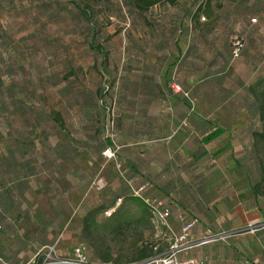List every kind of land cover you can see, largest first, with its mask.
<instances>
[{"label":"rangeland","instance_id":"374dc122","mask_svg":"<svg viewBox=\"0 0 264 264\" xmlns=\"http://www.w3.org/2000/svg\"><path fill=\"white\" fill-rule=\"evenodd\" d=\"M136 2L0 0L1 256L18 251L25 260L57 264L82 244L98 264L94 243L122 263L134 260L154 227L147 229L148 215L130 200L129 184L151 182L125 164L121 144L137 147L131 135L158 129V120L178 108L173 97L182 95L189 103L184 114L244 116L248 132L230 137L231 151L214 152L227 141L221 139L199 162L230 165L264 219V140L254 135L263 124L254 101H230L232 91L220 83L238 74L249 82L256 71L250 61L264 56V0H157L145 9ZM234 37L244 46L232 60ZM196 56L207 81L199 97L176 71ZM259 64L257 74L264 73V60ZM107 139L124 177L102 154ZM98 207H106L101 225L84 239L83 217ZM261 233L244 240L256 252L264 248Z\"/></svg>","mask_w":264,"mask_h":264},{"label":"crops","instance_id":"0c3cea01","mask_svg":"<svg viewBox=\"0 0 264 264\" xmlns=\"http://www.w3.org/2000/svg\"><path fill=\"white\" fill-rule=\"evenodd\" d=\"M257 47L259 49V45ZM181 55L183 57L180 52L178 56ZM257 56L259 57H253L258 59L257 62L250 61L255 62L256 71L252 72L249 82H245L243 76L238 74L236 81L226 86L221 78L222 87L232 91L233 98L230 97V101H254L249 96L247 87L256 77L264 75L257 74V65L262 63L264 56L259 52ZM197 59L196 56L194 62H186L184 67L181 66L176 71L178 70L182 87L192 90L199 97L206 80L203 62ZM177 97H173L171 101H178V108L158 120V129L148 125L145 132L137 131L131 135L133 144L136 139L137 147L125 149L123 147L127 144H121L123 161L137 173H147L145 177L153 185L152 194L171 206L170 222L175 231H179L181 227L179 215H184L185 218H198V223L191 232L195 239L201 237L206 229L213 232H234L218 244L194 247L182 254L183 257L202 259L203 264H264V248L260 252L254 251L244 241L249 238L250 233L239 231L247 224L262 221L263 218V212L251 200V190L247 187L249 184H242V180L231 177L227 169L231 166L226 163L204 165L202 161L199 162L204 154H209L219 145L221 139L227 138V141L214 152L231 151L230 143L233 141L230 142V137L232 139L248 132V126L243 125L244 116L229 115L220 118L196 113L184 114L182 110L183 107H188V100L182 96ZM185 155L192 157L191 165L188 164L189 161L184 163ZM249 254L252 256L248 260L244 255ZM0 264L37 263L33 259L21 258L17 251V255L13 252L9 253V257L0 255Z\"/></svg>","mask_w":264,"mask_h":264},{"label":"built area","instance_id":"2783aa9c","mask_svg":"<svg viewBox=\"0 0 264 264\" xmlns=\"http://www.w3.org/2000/svg\"><path fill=\"white\" fill-rule=\"evenodd\" d=\"M201 19H204V17ZM251 20L255 21V19ZM243 46V39L241 37H234L231 45L232 58L239 56ZM171 86L174 92H181L186 96V93L182 91L180 85L173 83ZM102 154L107 160L115 162L119 175L124 177V171L121 167L122 164L118 161L117 157V148L108 147L103 150ZM129 186L132 194L140 197L147 205L151 222L154 226V238L156 242L153 245V250L157 251V253L142 261L123 264H203L202 259L196 257L185 258L182 254L200 245L224 241L234 234L233 231L213 232L210 229H206L201 237L195 239L192 237L191 232L193 227L197 225L198 218H185L182 215L178 217V220L181 223L180 230L175 231L169 221L170 210L168 204L155 195L150 196L145 194V192L151 188V183L143 182L137 187L132 184H129ZM262 229H264V220L257 223H249L245 227L239 229V231L255 233ZM56 263L94 264L87 257L86 247L82 244L74 249L73 257L59 259Z\"/></svg>","mask_w":264,"mask_h":264},{"label":"trees","instance_id":"16d2710c","mask_svg":"<svg viewBox=\"0 0 264 264\" xmlns=\"http://www.w3.org/2000/svg\"><path fill=\"white\" fill-rule=\"evenodd\" d=\"M136 1H137L136 5L140 9L148 8L149 6L154 5L157 2V0H136ZM171 1L173 2L174 0H171ZM97 50H99V49H97ZM229 53L231 56V48L229 50ZM231 58H232V56H231ZM247 92H248L249 96L251 98H253L256 116L258 117V120H260V122L263 124V131L262 130L261 131H255L254 135L258 136L264 140V75H260V76L256 77L247 87ZM106 143L109 145H106L104 147L105 149L108 147L115 148V146H113L114 144H111L110 139L109 140L107 139ZM119 162L121 163V161H119ZM114 166H115V164H114ZM115 169H116V166H115ZM122 169L125 170L123 168V165H122ZM151 188H153L152 183H151ZM151 188L148 191H150ZM252 188L254 191H256V190H258L259 185H255V186L252 185ZM148 195L151 196L153 194H148ZM129 198L131 201L137 203L141 207V211L144 215H146V216L148 215L150 222H149L147 229H149L150 227L153 228L154 226L151 222L150 213L148 211V208H147V205L145 204V202L140 197L135 196L133 194ZM114 205H115V200L111 202V206H114ZM168 208L170 210V215H171V206L168 205ZM103 209H106V207H104V208L98 207V208L92 209L84 215L83 222H82V234L85 237L84 239H87L88 235H90V233L92 232V229H96L101 225V224H99L97 217H98V214L100 213V211H102ZM182 216L185 217L184 215H182ZM169 221H170V216H169ZM142 231H143V228H142ZM141 234H143V232H141ZM155 242L156 241H155L154 237H153V239L142 241V244L140 245L139 250H138V254L134 257V260H132L131 262L142 261V260H145V259L155 255L157 253V251L153 250V245ZM91 244H92V248H93V255L98 260V262H99L98 264H123L121 262V259L118 257H113V255L110 251L102 250L99 246L100 244L99 245L94 244V243H91ZM128 263H130V262H128Z\"/></svg>","mask_w":264,"mask_h":264}]
</instances>
